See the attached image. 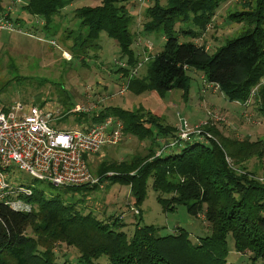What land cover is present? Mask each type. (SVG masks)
<instances>
[{
    "label": "trees",
    "instance_id": "obj_1",
    "mask_svg": "<svg viewBox=\"0 0 264 264\" xmlns=\"http://www.w3.org/2000/svg\"><path fill=\"white\" fill-rule=\"evenodd\" d=\"M73 1L28 0L23 9L41 17L48 27ZM127 1L100 0L97 5L74 9L84 29V34H80L83 44L96 43L101 31L117 42L120 57L125 58L117 71L124 77L127 91H150L163 96L177 88L186 96L190 81L187 71L193 68L203 72L202 91H220L228 100L243 104L253 99L256 110L264 116V0H238L241 9L227 15L232 22L241 24L242 30L225 39L212 53L203 44L179 42L177 33L199 38L227 0H155L144 10L143 30L159 29L165 41L154 57L144 55L148 65L141 76L137 75L142 62L131 48L133 16ZM1 10L0 5V14ZM182 22H190L193 28L183 29ZM76 42L74 39L71 47ZM205 83H216L219 88L214 90ZM75 105L64 104L60 117L65 118ZM80 115L83 116H76V124L87 119L86 113ZM105 116L118 117L123 133L148 138L149 142L143 155L100 163V177L130 185L136 214H140L138 205L150 178L164 209L184 204L190 214H201L210 232L192 240L183 226L156 234L153 224H140L138 220L128 236L118 216L101 219L93 212L76 209L58 194L48 196L42 189L32 188V193L26 195V200L35 206L30 211L14 210L0 203V264H232L226 259L228 233L233 237L235 250L250 251L254 259L260 257L264 264V137L224 134L208 118L202 129L209 136L193 135L190 140L155 154L162 145L159 143H169L176 137V126L159 122L143 106L132 110L103 107L86 121L94 123ZM227 157L238 167H231ZM252 157L258 161L248 167L247 161ZM108 169L112 173L106 175ZM57 243L73 246L77 250L75 260L58 259ZM101 256L105 259L98 261Z\"/></svg>",
    "mask_w": 264,
    "mask_h": 264
},
{
    "label": "rangeland",
    "instance_id": "obj_2",
    "mask_svg": "<svg viewBox=\"0 0 264 264\" xmlns=\"http://www.w3.org/2000/svg\"><path fill=\"white\" fill-rule=\"evenodd\" d=\"M27 1L0 0L2 13L10 7L8 17L19 30L0 31V106H42L51 111V124L67 129L93 123L86 120L103 107L117 106L132 110L143 106L164 124L177 127L179 117H182L193 126L210 118L213 125L224 134H249L252 139L264 137V116L256 110L253 99L243 104L228 100L220 91L213 92L208 88L202 92L204 84L201 70L190 68L187 71L190 81L186 96L177 88L165 92L163 96L150 91L140 94L127 89L121 91L126 81L117 69L120 63H125V58L120 57L117 42L101 31L96 43L83 44V36L80 34H84V29L74 15L77 7L97 5L100 0L73 1L55 16L48 27L43 24L41 17L30 15L23 9ZM154 1L128 0L125 3L133 16L130 27L133 35L131 48L139 62H142L137 76L146 71L148 63L144 61V55L151 59L162 49L165 41L161 30H143L144 10ZM239 1L227 0L222 4L214 20L199 38L177 33L178 41L203 44L212 53L225 39L237 36L242 30L241 24L232 22L227 15L231 10L241 9ZM180 26L183 29L193 28L190 22H182ZM178 28L179 24L175 29ZM71 30L72 33L68 32ZM74 39H77L76 45L71 47ZM64 104L76 105L65 118H61ZM81 112L86 113L84 116L87 119L82 118L76 124V116H83L80 115ZM161 140L160 136L158 141ZM148 142V138L139 139L131 133H123L116 144L103 146L98 152L87 156L93 180L81 185L56 186L47 179L35 178L28 172L19 170L15 165L7 173L15 174L20 183L42 189L45 195L58 194L66 202L73 203L76 209L93 212L101 219L109 220L111 215L118 216V220L123 221V230L128 236L133 233L138 220L140 224H153L156 234L173 232L177 226L186 228L192 240L209 233L210 228L201 214H190L184 204L164 209L156 198L157 192L152 188L150 178L146 182L144 198L138 205L140 214H136L130 185L120 181L109 182L108 178H101L97 173V168L103 161L126 159L133 154L143 155L147 151ZM257 161V158L252 157L247 161L248 167H252ZM227 162L233 168L238 167L230 157H227ZM106 171V175L112 173L109 169ZM30 205L35 207L32 202ZM226 239L228 262L262 264L261 258L254 259L250 251L235 250L231 233L227 234ZM55 251L60 260L69 258L74 261L77 255V250L65 243H57ZM102 259L105 257H99L98 261H103Z\"/></svg>",
    "mask_w": 264,
    "mask_h": 264
},
{
    "label": "built area",
    "instance_id": "obj_3",
    "mask_svg": "<svg viewBox=\"0 0 264 264\" xmlns=\"http://www.w3.org/2000/svg\"><path fill=\"white\" fill-rule=\"evenodd\" d=\"M10 11L9 7L0 14V31H19L8 17ZM205 86L219 88L216 83H205ZM126 89L127 84L121 87V91ZM51 118V111L41 106H0V203L14 210H31L26 195L32 193V188L18 182L15 174L7 173L13 165L56 186L81 185L93 180L87 156L103 146L116 144L123 134V123L115 116H105L100 121L69 129L54 126ZM206 122L204 119L190 126L186 119L179 117L176 137L169 143H161L156 154L190 140L193 135L209 136L210 133L202 129ZM134 212H137L135 207Z\"/></svg>",
    "mask_w": 264,
    "mask_h": 264
},
{
    "label": "crops",
    "instance_id": "obj_4",
    "mask_svg": "<svg viewBox=\"0 0 264 264\" xmlns=\"http://www.w3.org/2000/svg\"><path fill=\"white\" fill-rule=\"evenodd\" d=\"M143 51H144V53H146V52H147V51H146V48H144ZM201 80H202V78H201ZM201 91H202V90H201ZM209 91H210V90H209ZM202 92H204V91H202ZM122 137H123V134H122ZM122 137H121V138H122ZM120 140H121V139H120Z\"/></svg>",
    "mask_w": 264,
    "mask_h": 264
}]
</instances>
